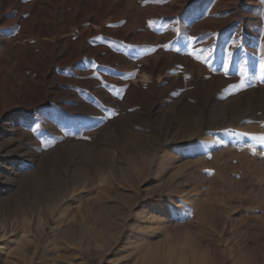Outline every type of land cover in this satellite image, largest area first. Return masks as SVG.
Returning <instances> with one entry per match:
<instances>
[{"label":"rangeland","instance_id":"rangeland-1","mask_svg":"<svg viewBox=\"0 0 264 264\" xmlns=\"http://www.w3.org/2000/svg\"><path fill=\"white\" fill-rule=\"evenodd\" d=\"M11 1L0 16V264H51L43 223L61 205L86 224L114 220L89 224L66 260L142 264L144 246L126 245L134 215L170 198L176 243L219 264H264V0ZM39 8L46 45L31 31ZM165 184L173 193L148 194ZM126 195L139 199L127 219Z\"/></svg>","mask_w":264,"mask_h":264},{"label":"bare ground","instance_id":"bare-ground-1","mask_svg":"<svg viewBox=\"0 0 264 264\" xmlns=\"http://www.w3.org/2000/svg\"><path fill=\"white\" fill-rule=\"evenodd\" d=\"M11 2H12L11 0H0V16H1V11H6L7 8L11 7ZM33 8L30 5H23L17 10H18V13H20L23 11L27 12L30 9L32 10ZM42 13H43L42 8H39L37 11V15H38V18L40 19L41 23H38L35 26H33L31 31H32V33L35 37V40L37 42L41 41L42 44L45 43V45H46V41H44L42 39V37L49 35L50 32L48 31L47 27H45V25H44L45 21L43 19L44 17H42V15H41ZM28 18H26V19H28ZM29 20L30 19L27 20L28 25L30 24ZM17 38L22 39L23 34L21 33L20 37H17ZM33 44L34 43H30L29 52H35L34 51L35 46ZM170 157H171L170 155H166L165 157L162 158L161 161L166 162V160H168ZM114 175L115 174H112L113 178H114ZM104 179H105V177L102 178L100 180V182H104L105 181ZM100 185H102V183H99V185L96 184V186H94V188H96L97 186H100ZM166 187L169 188V193H173L174 187H171L170 184H165L164 186H162L158 190L149 191L148 194L151 195V197H152V195L156 191H159V190L164 191V189ZM137 190H138V188H137ZM73 196L74 195H71V197H73ZM79 196H81V195H79ZM183 198H184V200H188L190 197L185 195ZM132 199H133V197L131 195H126L123 198L124 203H125V204L124 203L123 204L126 207V211L122 212V215L126 219L132 216L133 206H135V204L139 200L138 199L134 202ZM168 201H170V203H168V205L166 207H164L162 204L152 203V204H149V206L147 208L140 210L139 212H137L134 215V224H131V228H130L131 232L129 233V236L127 238L126 245L131 247L132 250H134V249L136 250V247H137L136 245L138 244V242L141 243V246H144L143 252L140 253V254H142L141 255L142 260H143L142 264H219L218 258H216V257L211 258L210 256H207L206 252L203 249H200V247L196 246V245L192 246L191 243L188 242L189 240L184 241V242L179 243V244L176 243L178 241H176V238L174 237V235L177 233L179 227H175L176 225L174 223H176L178 221V218L175 215L174 204H173L174 199L170 198V200H168ZM150 209H152L154 212L150 211ZM57 210H59V215L55 218V220L52 224L49 222V220H46L43 223L44 227L46 225L51 226V231H50L49 237L47 239L49 249L52 251L51 253L53 255L51 264H77V262H75V260H73V259L66 260L67 254L71 251L72 245H74L77 242L85 239L89 235V233H90L89 224L92 226V225H94V223H99L101 226H105V228H106V227H110L114 221L112 219V215L110 212H109V214H108V212H105V213L103 212V213L96 214L92 219L93 221H90V220L88 222L86 221L87 222V224H86L83 214L81 215L80 219L78 220L77 215L75 213H70L69 210L62 205H61V207L57 208ZM57 210L52 212V215H56ZM73 223H77V224L79 223L77 230L72 228ZM173 227H175V230L171 231ZM158 233H162V235L164 236V240H163L164 244H165L164 250L160 248L159 243L154 245V244H151L149 242L151 240V238L154 237L155 235H157ZM2 234H3V232H2ZM96 236L102 240H105V238L107 237L103 231H98L96 233ZM3 237L4 236H2L1 238H3ZM32 238H34V237H32ZM10 240H12V239H10ZM16 240H18V239L16 238ZM5 242H6V240H5ZM36 242H37L36 243V250H38L39 246L42 244V241L39 239ZM12 243H13V241H12ZM49 243H51V244H49ZM12 245H14V243ZM6 247H7V245H6ZM6 247H5V249L7 250ZM11 248H9L8 252H10ZM14 248H15V245H14ZM16 248H18V247L16 246ZM17 250H19V249H17ZM3 253H5V252H3ZM3 262L7 263V261L6 262L3 261ZM8 264H10V263H8ZM30 264H33V262H31ZM241 264H251V263L246 261V260H243V261H241Z\"/></svg>","mask_w":264,"mask_h":264},{"label":"snow or ice","instance_id":"snow-or-ice-1","mask_svg":"<svg viewBox=\"0 0 264 264\" xmlns=\"http://www.w3.org/2000/svg\"><path fill=\"white\" fill-rule=\"evenodd\" d=\"M261 68L264 69V63L261 64ZM260 139L264 142V137H261Z\"/></svg>","mask_w":264,"mask_h":264}]
</instances>
